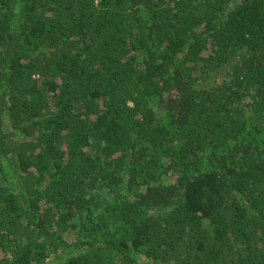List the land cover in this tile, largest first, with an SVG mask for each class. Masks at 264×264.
<instances>
[{
  "label": "trees",
  "instance_id": "trees-1",
  "mask_svg": "<svg viewBox=\"0 0 264 264\" xmlns=\"http://www.w3.org/2000/svg\"><path fill=\"white\" fill-rule=\"evenodd\" d=\"M0 264H264V0H0Z\"/></svg>",
  "mask_w": 264,
  "mask_h": 264
}]
</instances>
